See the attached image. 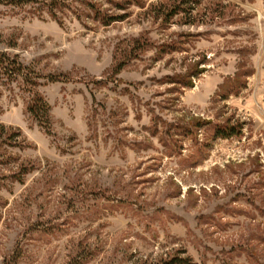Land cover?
Listing matches in <instances>:
<instances>
[{"label":"rangeland","instance_id":"374dc122","mask_svg":"<svg viewBox=\"0 0 264 264\" xmlns=\"http://www.w3.org/2000/svg\"><path fill=\"white\" fill-rule=\"evenodd\" d=\"M122 1L109 26L0 3V53L52 108L47 134L0 76V153L30 167L0 157V264H264V0H202L193 24Z\"/></svg>","mask_w":264,"mask_h":264},{"label":"trees","instance_id":"16d2710c","mask_svg":"<svg viewBox=\"0 0 264 264\" xmlns=\"http://www.w3.org/2000/svg\"><path fill=\"white\" fill-rule=\"evenodd\" d=\"M109 8H103V5H98L94 0H0L1 4H8L13 7L22 8L25 6H32L36 12L47 13L49 17L55 20L60 25L64 23V16L69 12L76 15L79 20L92 19L104 26H109L115 22H121L128 17L129 13H122L128 7L129 2L122 0H105ZM202 4V0H167V2H158L151 5L150 11L161 16L164 23L170 22L175 16L179 20L184 21V24H193L198 19V9ZM139 43L136 41V44ZM140 46V45H139ZM122 68V63L117 67L116 72ZM22 66L17 60L16 56H10L6 53H0V76H3L8 81H17L22 79L26 88L32 93V97L27 105V113L33 118L40 128L45 130L47 134H52V108L47 100L39 93L36 86L38 83L32 76V71ZM199 71V70H198ZM197 71V73H198ZM37 77V76H36ZM49 81H57L60 77L55 75H48ZM236 79V78H235ZM181 82H183L181 80ZM184 83V82H183ZM236 84V80H234ZM186 86H190L184 83ZM234 94L240 91L239 84L231 89ZM200 126V125H199ZM197 125L187 129V133H193L197 130ZM19 133H9L4 142H8L10 146L25 147L23 141L20 139ZM242 134L239 125H215L213 137L229 139L233 136H240ZM20 140V142H19ZM5 157L7 163H17L15 170L11 175L12 178L18 182H22V177L30 172V167L26 163H19L21 157L13 155V153H0V157ZM11 256L6 264H11L16 260V256ZM69 264H81L78 258H74ZM164 264H191L189 259L174 257Z\"/></svg>","mask_w":264,"mask_h":264}]
</instances>
